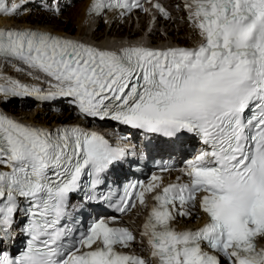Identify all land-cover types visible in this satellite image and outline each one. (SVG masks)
I'll list each match as a JSON object with an SVG mask.
<instances>
[{
	"label": "snow or ice",
	"instance_id": "snow-or-ice-1",
	"mask_svg": "<svg viewBox=\"0 0 264 264\" xmlns=\"http://www.w3.org/2000/svg\"><path fill=\"white\" fill-rule=\"evenodd\" d=\"M33 7L50 20L63 14L58 0H0V16H27ZM108 8L121 16L146 11L142 0H94L89 11ZM184 9L201 37L193 47L108 48L48 27H0V65L49 85L0 71V246L17 228L28 237L18 256L0 247V264H148L120 250L137 239L116 225L118 217L95 218L81 231L68 213L75 194L83 206L111 205L108 173L138 146L114 145L80 123L46 126L3 109L30 98L64 103L83 120L115 122L144 147L154 136L191 134L201 148L183 162L182 175L162 188L155 174L147 184L129 183L115 210L144 205L146 193L159 189L140 233L155 264H264V246H257L264 241V0H184ZM69 25L63 22L64 31ZM194 209L207 221L177 229V217Z\"/></svg>",
	"mask_w": 264,
	"mask_h": 264
},
{
	"label": "bare ground",
	"instance_id": "bare-ground-1",
	"mask_svg": "<svg viewBox=\"0 0 264 264\" xmlns=\"http://www.w3.org/2000/svg\"><path fill=\"white\" fill-rule=\"evenodd\" d=\"M71 1L73 3H71L70 9L64 11L58 20H50V12L33 7L31 14L27 16L13 17L12 19L0 16V27L11 25L48 27L74 39L108 48H118L120 45L135 42H146L148 45L154 46H195L201 40L198 31L194 30L188 21V14L184 9V2L181 0H164L170 10V15L166 20L154 17L147 12L136 14V19L133 17L130 19L129 14L121 16L119 11L107 12L98 16L91 15L87 13L90 0H58V3L63 8ZM5 2L7 3V0ZM50 2L55 5L57 0H50ZM65 21H70L68 31H64L63 28ZM0 71L5 76L19 79L24 83L37 84L40 87L46 85L40 84L33 77L18 72L13 65L6 67L0 65ZM0 83H3V80H0ZM29 106L33 109H29ZM3 109L7 114L22 121L46 126L81 121V118L74 116L73 110L64 103L50 106L30 98L4 105ZM197 212L199 211L197 210ZM136 216L135 222L143 226L144 220L141 221L142 218L139 215ZM205 221L203 213L199 212L196 216L188 219H177L175 225L178 229L197 228ZM133 232L136 237L139 236L137 231ZM140 239V243L134 244L135 249L144 255L148 264H153L146 250L148 248L146 239L141 236ZM260 242L264 244V241Z\"/></svg>",
	"mask_w": 264,
	"mask_h": 264
},
{
	"label": "rangeland",
	"instance_id": "rangeland-1",
	"mask_svg": "<svg viewBox=\"0 0 264 264\" xmlns=\"http://www.w3.org/2000/svg\"><path fill=\"white\" fill-rule=\"evenodd\" d=\"M71 3H73L72 1L71 2H69L67 5H65L62 9H63V12L64 11H67L68 9H70V6L72 5ZM132 17L133 18H135L134 17V15H129V18L130 19H132ZM136 19V18H135ZM144 38H145V35L143 36ZM29 109H33V108H31V106H29Z\"/></svg>",
	"mask_w": 264,
	"mask_h": 264
}]
</instances>
